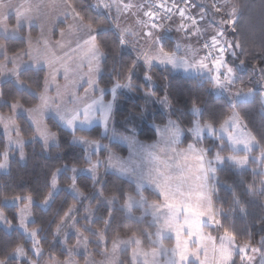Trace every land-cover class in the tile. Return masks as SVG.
<instances>
[{
    "label": "snow or ice",
    "instance_id": "snow-or-ice-1",
    "mask_svg": "<svg viewBox=\"0 0 264 264\" xmlns=\"http://www.w3.org/2000/svg\"><path fill=\"white\" fill-rule=\"evenodd\" d=\"M14 7L15 24L10 25ZM47 7L56 9L61 5L39 2L14 6L10 0H0V77L11 80L18 90L37 97L40 103L25 109L19 99L0 102L7 104L14 114L19 110L21 114L27 115L34 127L31 139H39L45 148L58 144V133L44 123L47 113H52L60 126L72 132V142L85 147L87 167L72 166L69 169L65 165L63 171L71 173L68 177L71 180L68 190L78 200L95 198L96 208L103 205L107 216H96L90 203L84 209L83 219L86 223L82 228L77 227L81 217L74 214L77 211L75 205L70 206L56 222L53 235H63V243L67 246L70 233L74 234L76 243L66 247L68 255L64 260L49 253L44 264H79L74 253L81 247L87 253L90 243L104 246L101 254L105 259L96 261L90 254H86L84 264H124L120 253L129 248L130 264H209V242L211 264H237V257L239 264H264V228L255 242L250 231L247 232V238L239 242L241 233L237 231L235 220L238 213L247 222L249 205L246 197L252 200L264 197V137L258 138L236 110L238 105L254 103L257 95L264 106V66H252V74L259 78V92L253 88L236 87L237 81L242 80L240 71L247 69L245 59L240 57L246 55L248 47L259 51L261 60H264V35L259 44L255 41L251 45L246 40L242 42L238 27L242 13L239 0H199V3H193L192 0H96L90 7L107 16V26L94 24L91 18H86L77 10L72 0H64V16H71L74 21L69 26V31L77 37L68 42L69 51L64 52L63 56H57L51 49L59 46L63 50L65 45L59 42L57 45H50L45 40L43 47L34 48L29 39L26 49L10 55L9 42L23 39L19 30L26 22L31 26L34 17L39 16L41 9ZM113 10L115 17L112 16ZM127 15L135 17V29L132 25L122 26L120 23L121 16ZM173 31L183 35L173 38ZM109 32L119 46H131L135 58L124 74L125 82L121 83L116 79L111 88L106 89L99 86L95 77L100 73L101 61L105 58L102 37ZM61 36H64L63 30ZM72 44H75L74 48ZM77 53L80 54L81 61H87V72L78 75V79L73 81V87L79 85L80 80H84L88 85L84 88V95L79 96L67 89L61 92L59 86L56 96L48 95L51 84L61 70L65 79H68L70 73L77 75L66 63L74 61ZM24 56L29 59L25 61ZM229 56L233 58L232 62L229 61ZM141 63L147 69L143 73V79L148 85L144 92L146 97L156 96L149 71L155 65H160L165 69L183 70L206 80L218 95L227 97L232 108L231 115L217 125L215 118L204 119L203 109L193 102L190 109L193 116L191 127L183 129L177 121L171 119L162 125L155 124L159 139L151 144L138 141L134 128L125 129L130 134L118 132L115 128L110 129L118 93L121 89L131 91L137 87L133 82V75ZM41 71H46L47 74L43 81V91L36 93L22 77L27 73L38 74ZM3 82L0 80V83ZM106 91H110L112 96L107 102L104 100ZM97 92L99 97L93 98ZM66 95L68 100L64 99ZM3 96V89L0 88V98ZM57 100L60 102L57 103ZM159 103L165 108L171 107L167 95ZM143 115V111L130 113L131 119ZM97 121L103 126L105 133L111 132L110 138H118L128 144V158L117 155L109 145L101 144L97 139L76 134L77 131H87ZM0 125H3L7 140L5 149L0 151V170H8L12 149L19 152L20 159L25 158L26 141L14 115L0 114ZM185 133L192 137L193 142L186 148H180L181 138ZM205 133L214 139L213 146H202ZM101 149L108 153L104 160L99 156ZM257 150L258 154H254ZM250 164H255L256 167L251 168V182L245 183L241 180L244 184L242 192L235 184L221 181L218 175L225 165L243 172ZM102 166L128 177L134 184V190L120 189L118 194L106 196L98 175ZM61 171L62 169H57L52 174V190L44 197V204H48L56 194ZM79 173L90 174L93 185H100L92 197L87 196L77 186ZM221 185L231 194L227 210L222 205L218 207L215 202ZM149 189L160 199L149 200L145 195ZM0 203L17 206L16 215L19 218V223L13 224L3 208H0V224L4 226L5 233L10 234L15 230L31 241L29 248L23 243L5 244L0 249V264H41L45 254L39 235L42 229L28 226L29 223H35L34 219H29L34 203L31 194L4 196ZM20 203L23 204L22 207H18ZM117 205L128 219L137 223H143L147 217L151 219L146 228L132 232L126 238H122L119 233L112 235L109 249V232ZM259 206L264 209V200ZM137 211L140 212L139 216L136 215ZM97 222L102 223L103 227H95ZM259 223L264 225V215H261ZM66 228L70 231H65ZM205 228L220 231L218 242L217 237L210 232L205 233ZM245 229L247 230V223ZM85 232L90 235H85ZM90 236L95 237V240H91ZM173 236L175 244L168 246L165 240L172 239ZM142 237L150 241L147 249ZM201 253L205 259H201Z\"/></svg>",
    "mask_w": 264,
    "mask_h": 264
},
{
    "label": "trees",
    "instance_id": "trees-1",
    "mask_svg": "<svg viewBox=\"0 0 264 264\" xmlns=\"http://www.w3.org/2000/svg\"><path fill=\"white\" fill-rule=\"evenodd\" d=\"M72 2L77 6V10L86 18H91L94 24L103 26L108 25L109 21L107 16L94 11L90 7V5L93 4V0H72ZM192 2H194V0H192ZM239 3L242 5V13L238 25L240 28L241 40L242 42L246 40L248 45H251L253 41L259 44L262 35H264V33H262V28H264V0H239ZM64 25L65 23H60L59 28H63ZM21 31L26 32L27 30L22 28ZM31 31L36 33V27H32ZM58 32L59 30L55 31V36H57ZM230 38L232 37L230 36ZM26 46V41L24 39L10 41L9 54L20 49H26ZM102 46L105 52V58L101 64V74L98 78V83L101 88L110 89L112 83L116 79H119L121 83L125 82L124 74L135 58V52L127 47L119 46L118 41L111 32L102 37ZM229 57L231 58V56ZM240 58L245 59L247 69L240 71L239 75L242 80L237 81L236 87H243L245 89L253 88L259 92V78L252 74V66L255 64L264 66V60H261V53L248 47L246 55H242ZM230 60V62H232L233 59L231 58ZM236 62L238 63V61ZM146 70L147 69H145L144 65L141 63L133 75V82L137 87L131 91L123 89L118 93L112 121V127L118 132H125L126 128H134L135 135L138 139L149 143L155 142L158 137L154 127L155 124L162 125L166 123L168 119H172L178 121L184 129L191 127L190 122L193 116L190 109L193 102L203 109L204 119L215 118L217 125L224 118L231 115L232 108L228 100L225 97L217 96L213 92L211 84L206 80H202L196 76L185 75L180 71L165 69L163 66H154L149 71V74L152 76V86L156 92V96L153 97L156 102L150 103L154 106L150 108L149 113H146L147 107H150V104L147 102L148 98L144 94L148 87L147 82L143 79V73ZM46 74V71H41L38 74L27 73L22 79L31 85L34 92L39 93L43 91V81ZM0 88H2L4 92V96L0 98V101L7 100L11 102L13 99H19L21 104L26 108L34 107L40 102L37 97L18 90L11 80L2 83ZM110 95V92L106 91L104 95L105 99L109 100ZM165 95H167L171 107L163 110V105L159 103V100ZM236 110L240 113L248 128L256 133L258 138L264 137V106L261 105L258 95L254 103L238 105ZM0 111L3 114H9L11 109L7 104L0 102ZM141 111L144 112L143 116H137L135 119H131L130 113H139ZM17 122L22 130L23 138L27 140L24 146L26 161L22 162L16 153L10 158L9 170L6 173H0V200H2L4 196L12 197L15 195L31 194L34 200L32 215L35 223H29L28 226L30 228H41L42 231L39 235L41 238V246L44 251L52 253L64 260L67 254L63 250L62 243L53 235L55 225L70 206L75 205L76 209L80 208L83 201L76 199L68 190V186L71 184V180L68 177L71 173L63 171V169L65 165H67L69 169L72 166H76L77 168L87 167L85 150L83 147L72 142V132L60 126L53 117H48L45 123L52 131L58 133V144L48 149H46L38 139H31L34 135V128L26 117L19 116ZM76 134L85 135L92 139H97L102 143H106L113 151L121 155L125 156L128 153L127 147L120 143L110 141L107 136H104L99 126H95L85 132L77 131ZM125 134L130 133L125 132ZM189 143H192V138L190 135L186 134L182 139L180 147L186 148ZM214 144L215 141L212 137L204 136L202 146L209 147ZM6 145V139L4 135L0 133V151H3ZM254 154H258V150ZM252 167H256V165L250 164L248 169L241 172L233 166L225 165L218 175L221 181L235 184L237 189L242 192L244 190V184L241 183V180L245 183L251 182ZM57 169H62L58 176L59 190L51 198L49 205L43 207L41 204L44 201V197L52 190L50 186L52 174ZM101 183L103 184L104 194L106 196L112 195L113 193L118 194V190L120 189L124 191L134 190V184L132 182L113 172H104ZM77 186L90 197L97 185H93L91 176L79 174L77 176ZM145 194L151 200L159 199L151 190L146 191ZM230 196L231 194L228 189L221 185L220 191L215 199L216 205L218 207L222 205L227 210L230 206ZM246 200L249 205L247 222L237 213L235 216L236 228L237 231L241 233L239 242L247 238L248 231L251 232L253 242H255L259 239L262 228H264V225L259 223L261 215H264V209H261L259 206L260 202L264 200V197H260L256 200L246 197ZM91 204H96L95 198H93ZM0 208H3L5 214L13 224L19 223L18 216L16 215L17 206L3 205L0 203ZM138 213L140 212L137 211V214ZM78 214L81 215V212L79 211ZM95 215L106 217V208L103 205L98 209L96 208ZM113 215L114 219L112 228L109 232L108 247L111 245V236L115 233H119L121 237H127L132 232H137L139 229L146 228L150 220V217H147L143 223L130 220L118 206H116ZM227 222L228 221H226V223ZM246 223L247 230L245 229ZM95 227L100 228L103 227V225L97 222ZM151 230L154 231V229ZM211 230L212 232L217 231L215 229ZM85 235L90 234L85 232ZM72 239L69 240L70 244L74 242ZM90 239L94 241L95 237L90 236ZM142 239L144 247L148 248L150 246V241L146 237H142ZM15 243H23L26 248L31 246V241L27 240L21 233L12 230L10 234H6L4 226L0 224V249H2L5 244L14 245ZM89 247L94 252L95 257H101L97 250V244L90 243ZM129 253V249L121 253V259L124 264H130ZM0 255H2V253H0ZM29 255H31V253H29ZM82 259L83 256L79 257L80 261H82Z\"/></svg>",
    "mask_w": 264,
    "mask_h": 264
},
{
    "label": "rangeland",
    "instance_id": "rangeland-1",
    "mask_svg": "<svg viewBox=\"0 0 264 264\" xmlns=\"http://www.w3.org/2000/svg\"><path fill=\"white\" fill-rule=\"evenodd\" d=\"M47 1L48 0H10V2L14 5V6H21V5H27V4H35V3H39V2H44V3H47ZM49 1H51L52 3H56V4H59V5H61V7H58V8H56V9H52V8H50V7H47V8H43V9H41V14L39 15V16H37V17H34V19H33V22H32V24H31V26H29V24L26 22L25 24H24V26L22 27V28H25L27 31L26 32H23V31H21V29L19 30V35L26 41V45H28V43H27V41L29 40V39H32V37L31 36H35V35H37V34H39L40 36H41V38H43V39H46V40H48V41H51V40H53V38H54V40L55 39H57V37L59 36V32H60V30L62 29H60L59 28V24L60 23H67V19H66V17L64 16V9H63V7H62V5H63V2H64V0H49ZM14 12H15V7L13 8V15L11 16V19L9 20V24L10 25H14L15 24V15H14ZM67 17H69V16H67ZM32 27H36V33H34L33 31H31V28ZM40 29V31H39V29ZM51 28H53V31L52 32H50V30H51ZM57 30H59V32H58V34H57V36H55V31H57ZM40 42V41H39ZM55 42V41H54ZM193 43H195V41H193ZM11 55V54H10ZM78 55H80V54H78ZM232 58V57H231ZM230 57H228V59H229V61H231L230 59H231ZM233 59V58H232ZM26 61V60H25ZM59 66V65H58ZM160 66V65H159ZM8 67H11V65H8ZM176 71H180V72H182L183 74H185V75H188V76H195L194 74H189V73H186V72H184L183 70H176ZM61 73H62V75H63V72H62V70H61ZM60 73V74H61ZM71 75V73L69 74V76ZM60 76L59 75H57L56 76V78H55V80L53 81V83L51 84V86H50V88H49V91H48V95H50V96H56V93H57V86H59V89H60V91L61 92H64L65 91V89H67L68 90V92H75L77 95H79V96H83L84 95V92H83V94L82 95H80V94H78V92L80 91V90H82V91H84V88H86V87H88V85L86 84V85H84V86H79V85H77L76 87H73V81H74V79H71V80H63V79H61V78H59ZM0 80H3L4 82L5 81H8L9 79H7V78H4V77H0ZM3 82V83H4ZM1 84L2 83H0V87H1ZM123 89H121L120 91H122ZM213 90V92L217 95V96H222V97H225L226 99H227V97L226 96H224V95H218L217 94V92L214 90V89H212ZM120 91H119V93H120ZM233 91H235V89H233ZM110 92V91H109ZM106 93V92H105ZM111 94V93H110ZM90 95H91V93H90ZM99 97V92H97V93H95V96L93 97V98H98ZM148 99H147V102L150 104L151 102H153V103H155L156 101H155V99L153 98V97H151V98H149V97H147ZM64 99L65 100H68V96L66 95L65 97H64ZM112 99V96L110 95V99L109 100H111ZM150 99V100H149ZM104 100H105V102H107L108 101V99H105V97H104ZM228 100V99H227ZM60 101L59 100H57V103H59ZM40 103V102H39ZM38 103V104H39ZM115 104H116V102H115ZM115 104H114V107H115ZM152 106H154L153 104H150V107L148 108L147 107V109H146V113H149L150 112V108L152 107ZM114 107H113V113H112V119H111V121H110V124H109V128L111 129V128H113L112 127V121H113V115H114ZM23 108H25L26 109V107H24L23 106ZM162 108H163V110H165L166 108L164 107V106H162ZM0 114H3L1 111H0ZM4 115H14L15 116V119H16V122H17V118L19 117V116H24V117H26L27 119H28V121H29V118L27 117V115H24V114H21L20 112H19V110L17 111V113H13L12 112V110H11V112L9 113V114H4ZM48 117H53L54 118V116H53V114L52 113H47L46 115H45V117H44V123H45V120L48 118ZM172 120V119H171ZM174 121H176V120H174ZM30 122V121H29ZM178 122V121H177ZM31 123V122H30ZM179 123V122H178ZM17 124H18V122H17ZM32 125V124H31ZM180 125V124H179ZM95 126H99V127H101V129H102V134L104 135V136H107L109 139H110V141H113V142H117V143H120L121 145H123V146H125V147H127V149H128V153H127V155H121V154H119V153H117V152H115L117 155H119V156H121V157H124V158H128L129 157V155H130V149H129V146H128V144L126 143V142H124V141H122V140H120V139H113V138H110L111 137V132L109 131L108 133H105V131H104V128H103V126L97 121V122H95L93 125H91L90 126V128L88 129V130H90V129H92L93 127H95ZM32 127H33V125H32ZM180 127L181 128H183L181 125H180ZM34 128V127H33ZM66 129V128H65ZM184 129V128H183ZM68 130V129H67ZM70 131V130H69ZM0 133H2L3 135H4V129H3V125H0ZM187 133H185V135H186ZM12 135L14 136L15 135V133H12ZM205 136H208L207 135V133H205ZM4 137H5V135H4ZM135 138L138 140V141H140L141 143H145V144H151V143H154V142H144V141H142V140H140V139H138L137 137H136V135H135ZM192 138V137H191ZM6 139V138H5ZM159 139V137H157V140ZM182 139H183V137L181 138V141H182ZM39 140V139H38ZM156 140V141H157ZM26 141V143H27V140H25ZM40 141V140H39ZM155 141V142H156ZM6 142H7V140H6ZM41 142V141H40ZM192 142H193V140H192ZM25 143V144H26ZM76 144V143H75ZM101 144H106V143H102L101 142ZM181 144V143H180ZM77 145H79V146H81V147H83L84 148V150H85V147L83 146V145H80V144H77ZM108 145V144H107ZM25 146V145H24ZM179 147H180V145H179ZM49 148V147H48ZM48 148H46V149H48ZM180 148H182V147H180ZM103 151V152H102ZM102 152V153H101ZM17 153V155L19 156V152L17 151V150H15V149H12V151H11V153H10V158L11 157H13L14 156V154H16ZM24 153H25V150H24ZM107 155H108V153L104 150V149H101L100 150V153H99V156H100V159H102V160H104V159H106V157H107ZM93 156H95V157H93V159H95L96 158V155H95V152L93 153ZM19 159H20V156H19ZM22 162H25L26 161V155H25V158L22 160V159H20ZM249 167H250V165H249ZM85 168V167H84ZM9 170V169H8ZM8 170H0V173H6ZM107 173V172H113V173H116V174H118L119 176H121L119 173H117L114 169H111V168H107V167H104V166H102L100 169H99V173H98V175H99V179H100V181H102V176H103V173ZM79 174H85V175H89L90 176V174H87V173H79ZM78 174V175H79ZM121 177H123V178H125V179H127V180H129V178L128 177H126V176H121ZM130 181V180H129ZM130 182H132V181H130ZM100 187V185L98 184L97 186H96V188H99ZM96 188H95V190H96ZM59 190V188H57L55 191H56V193H57V191ZM95 190L93 191V193L90 195V197H92L93 196V194L95 193ZM149 190H151V189H149ZM152 191V190H151ZM153 192V191H152ZM154 193V192H153ZM155 194V193H154ZM146 195V194H145ZM156 195V194H155ZM157 196V195H156ZM160 199V198H159ZM79 200H81V201H83L82 202V206H80V208H77V211H76V213H74L76 216H78V217H81V219L79 220V223L77 224V227H83V225L86 223V221L83 219V216L85 215V212H84V209L92 202V200L93 199H79ZM149 200H151V199H149ZM51 201V200H50ZM50 203V202H49ZM49 203L48 204H44V203H42L41 205L43 206V207H46L47 205H49ZM92 205V204H91ZM11 206V205H10ZM19 207H22L23 205L20 203L19 205H18ZM93 206V208H94V210H96V204L95 205H92ZM118 207H119V205H117ZM81 212V215L80 214H78V212L79 211ZM31 212H32V208H31ZM136 215L137 216H139L140 215V213H138L137 214V212H136ZM19 219V218H18ZM30 220H32L33 219V215L29 218ZM150 219H151V217H150ZM65 231H70L68 228H66L65 229ZM204 231H205V233H211V235L212 236H214V237H217V242H218V237H219V235L221 234L220 233V231H216V232H212V230H211V228H205L204 229ZM73 238V239H72ZM122 238H126V237H122ZM63 239H64V237H63V235H61V236H59V237H57V240L58 241H60L61 243H62V247H63V250H64V252L67 254V251H66V247H70V246H73V245H75V243H76V236L74 235V234H71L70 233V235H69V238H68V241H67V246L63 243ZM73 240L74 242H73V244H70L69 243V240ZM165 243L168 245V246H172V245H174L175 244V238H174V236H173V238L172 239H167V240H165ZM104 246L103 245H100V246H97V250H98V253L100 254V256L101 257H99V258H97V257H95L94 256V252L92 251V249H90V247H89V245H88V249H87V253H85V251H84V249L81 247L76 253H74V257H75V259L77 260V261H79V264H84V257H85V255L86 254H90L91 255V257L94 259V260H96V261H102V260H104L105 259V257H104V255H102L101 254V249L103 248ZM109 249L111 248V245H110V247H108ZM208 248H209V252H208V261H209V264H211V256H212V253H211V243L209 242V244H208ZM147 249V248H146ZM129 250H130V259H131V249L129 248ZM123 252V251H122ZM121 252V253H122ZM44 257L42 258V261H41V264H44V261H46L47 259H48V255H49V253L47 252V251H44ZM121 253H120V257H121ZM68 255V254H67ZM81 256H83V259H82V261H80L79 260V257H81ZM57 257V256H56ZM60 259V258H59ZM201 259H205V256H204V254L203 253H201ZM60 260H62V259H60ZM237 264H239V258L237 257Z\"/></svg>",
    "mask_w": 264,
    "mask_h": 264
},
{
    "label": "crops",
    "instance_id": "crops-1",
    "mask_svg": "<svg viewBox=\"0 0 264 264\" xmlns=\"http://www.w3.org/2000/svg\"><path fill=\"white\" fill-rule=\"evenodd\" d=\"M134 2H142V0H134ZM47 3L51 4L52 2L48 0ZM94 3H96V0H93V4ZM193 3H199V0H194ZM112 16L115 17V10H113ZM66 19L68 21L63 26V28L61 29L64 32V36L63 37L61 36V30H60L59 36L57 37V39L54 40V38H53V40L49 41L50 45H57V42H59V44L65 45L63 50H61V48L59 46L54 47V48L51 49V51L57 56H63L64 52L69 51V49L67 47L68 42L77 38L74 33H71L69 31V26L73 25V23H74L72 17L69 16V17H66ZM120 23L122 24V26L132 25V26H134V29H135V17H133L131 15L121 16ZM173 27H174V25H173ZM39 31H40V29H39ZM52 31H53V28H51L50 32H52ZM39 34H37L35 36H31L32 37L31 41H32V45H33L34 48L35 47H43V43L46 40V39L41 38V36ZM182 35H183L182 33H176L175 31H173L171 33V36L173 38H178V37H181ZM27 43H28V41H27ZM27 47H28V45L26 46V48ZM72 47L74 48L75 44H72ZM127 48L132 50L131 46H128ZM23 59L27 61L29 59V57L24 56ZM102 61H101V64H102ZM66 63H68L70 65V67L72 69V72H76L77 75H72V73H71V75L68 77V79H65L64 75H62V73H61V74H59V76H60L59 78H61L63 80H71V79L76 80V79H78V75L79 74L87 72V61L86 60L81 61V59H79L78 53L75 54L74 61H67ZM81 65H82V69H81ZM155 66H159V65H155ZM100 74H101V71L95 77L97 79V81H98V78H99ZM81 85L82 86L86 85L84 80H80L79 86H81ZM83 92L84 91L80 90L78 92V94L82 95Z\"/></svg>",
    "mask_w": 264,
    "mask_h": 264
},
{
    "label": "water",
    "instance_id": "water-1",
    "mask_svg": "<svg viewBox=\"0 0 264 264\" xmlns=\"http://www.w3.org/2000/svg\"><path fill=\"white\" fill-rule=\"evenodd\" d=\"M211 229H214V228H211Z\"/></svg>",
    "mask_w": 264,
    "mask_h": 264
},
{
    "label": "built area",
    "instance_id": "built-area-1",
    "mask_svg": "<svg viewBox=\"0 0 264 264\" xmlns=\"http://www.w3.org/2000/svg\"><path fill=\"white\" fill-rule=\"evenodd\" d=\"M94 10V9H93Z\"/></svg>",
    "mask_w": 264,
    "mask_h": 264
}]
</instances>
